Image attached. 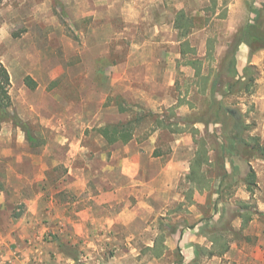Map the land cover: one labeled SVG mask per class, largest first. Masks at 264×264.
<instances>
[{"label": "rangeland", "instance_id": "rangeland-1", "mask_svg": "<svg viewBox=\"0 0 264 264\" xmlns=\"http://www.w3.org/2000/svg\"><path fill=\"white\" fill-rule=\"evenodd\" d=\"M180 10L192 20L194 31L186 40L195 56L187 50L184 57L180 53L181 41L173 27ZM259 17L264 23V0H0V62L10 77L8 110L28 123L39 141L38 147H30L20 128L2 122L0 170L8 150L19 156L28 152L30 161L38 157L65 161L77 146L71 142L80 137L87 147L85 155H91L101 149L94 140V126L125 122L135 114L143 118L127 144L145 147L152 137L157 153L177 160L186 157L178 147L187 142L188 155H195L192 135L173 131L210 118L211 98L220 99L214 92L224 82L235 36L257 25ZM236 59L240 75L249 68L244 79H253L252 93L229 94L225 86L223 106L236 111L239 140L256 137L264 147V49L249 55L241 45ZM191 60L200 63H185ZM195 66L209 77L208 88L194 83ZM216 74L222 75L212 92ZM27 77L34 88L25 84ZM194 127L199 130L197 139L206 142L209 159L217 162L221 143L214 131L217 126L195 123ZM111 146L124 144L104 147ZM233 159L238 178H226L221 188L224 199L233 204L222 216L224 226L241 205L233 194L249 169L239 156ZM251 163L260 177L244 205L253 214L264 205V160L255 157ZM30 167L32 179L36 171ZM204 168L210 175L222 172L218 166ZM55 170L56 175L65 173L64 166ZM35 181L31 188L43 187ZM186 188L181 181L179 190Z\"/></svg>", "mask_w": 264, "mask_h": 264}, {"label": "crops", "instance_id": "crops-1", "mask_svg": "<svg viewBox=\"0 0 264 264\" xmlns=\"http://www.w3.org/2000/svg\"><path fill=\"white\" fill-rule=\"evenodd\" d=\"M94 140L100 150L85 155L80 137L58 162L7 151L0 170V264H264V205L253 214L238 208L222 225L233 204L216 175H206L209 188L187 181L194 157L187 142L178 147L186 157L175 160L157 153L152 137L145 147L108 149L97 133ZM57 166L65 173L56 175ZM35 180L43 187L31 188ZM239 183L233 196L246 203L249 193ZM243 216H250L244 225ZM222 240L227 250L210 254Z\"/></svg>", "mask_w": 264, "mask_h": 264}, {"label": "trees", "instance_id": "trees-1", "mask_svg": "<svg viewBox=\"0 0 264 264\" xmlns=\"http://www.w3.org/2000/svg\"><path fill=\"white\" fill-rule=\"evenodd\" d=\"M264 23L262 19L259 17L257 19V25H250L248 27H245L241 29L235 36V42L232 46V50L229 52V63L226 67L224 74V82H220V85H222L219 92H214V85L218 82V79L221 77L220 74L215 75V79L212 82V92L219 93L220 99H216L213 97L211 100H213L211 111V116L207 120H197L194 121L190 126V123H186L184 129H176L175 133H184L189 132L193 137V142L196 144V151L193 159L190 163V170L189 174L186 176V179L189 183H193L196 185V188L202 189V188H209V184L211 182L210 178H208L206 175H208V171L204 166L215 168L218 166L220 169H222V172L216 177L220 180L219 188H222L224 186V182L226 178H234L237 176L238 171V165L234 162V157H240L249 167L247 174L243 177V182L245 184V188L248 193H252L254 187L256 186L255 179L256 175L253 169L250 167L248 162L255 157L261 158L264 160V147L261 146L258 142V139L256 137H250L248 140H239L237 131L235 130L238 126V121L235 118L236 111L229 109L228 107L223 106V97L226 95L224 92L225 86H227V93H236V94H251L252 93V86H253V79L247 77V71L249 68L245 67L242 71V75L238 73V70L236 68L237 64V53L239 50V47L241 45H245L249 49V55H253L259 50L264 49V29H263ZM173 27L178 32L179 40L181 41V56L184 57L186 54V50L190 51L195 56V50L193 48H190L187 37L190 35L193 24L190 17H188L183 10L178 11L173 20ZM210 56V53H209ZM188 65H198L200 62L198 60H191L185 62ZM194 68V83L197 84L198 82H201L205 88H208V79L209 77H206L202 74L200 67H193ZM25 84L31 88L35 87V83L32 79L27 77L25 79ZM9 87H10V77L7 69L4 67V65L0 62V124L2 122L10 121L12 122L16 127L20 128V130L25 135V140L29 144L30 147L36 148L39 145L38 139L32 134V130L30 129V126L28 123L22 121L18 118L17 115H11L9 113V107H10V95H9ZM235 88V90H234ZM185 103V102H184ZM181 104V102L179 103ZM192 107V106H191ZM193 108V107H192ZM121 111H124L121 109ZM132 119H129L125 122H117V123H109L105 126H102L100 128H97L95 131L98 135H100L108 146L116 144V143H122L126 144L129 141L132 140L134 136V131L140 121L142 120L143 116L133 115ZM195 123H202L207 127L209 124H214L217 127L215 128V134L217 138H220L219 145V158L214 162H212L209 159L208 156V150L206 147V142L204 139L198 138L197 135L199 134V130L194 127ZM236 131V132H234ZM232 132H234L232 134ZM219 160V161H218ZM225 163H227L231 169V171L227 172L225 168ZM203 180H206L205 182H201ZM208 182V183H207ZM201 183V186L200 184ZM220 198V196H219ZM239 209L246 210L245 203L240 202ZM245 220H243V225L249 220V217L243 216ZM214 246V241H213ZM217 250L214 249V247L211 249L210 254H222L224 251L227 250V244L226 241L222 240L221 244L218 245ZM199 248V247H198ZM156 245L153 247V252H156Z\"/></svg>", "mask_w": 264, "mask_h": 264}]
</instances>
